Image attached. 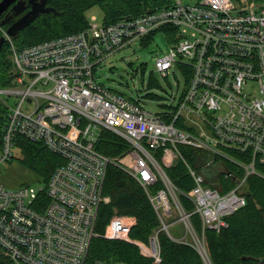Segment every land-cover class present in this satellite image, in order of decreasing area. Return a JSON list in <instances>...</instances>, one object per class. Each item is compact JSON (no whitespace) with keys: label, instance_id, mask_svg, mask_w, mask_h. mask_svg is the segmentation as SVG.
Masks as SVG:
<instances>
[{"label":"built area","instance_id":"2783aa9c","mask_svg":"<svg viewBox=\"0 0 264 264\" xmlns=\"http://www.w3.org/2000/svg\"><path fill=\"white\" fill-rule=\"evenodd\" d=\"M2 31L11 43L13 78L0 87L8 110L0 164L13 158L19 136L44 142L63 162L40 185L0 183V254L13 264H85L93 239L101 235L100 206L110 201L104 187L113 160L95 147L107 128L131 145L119 165L144 187L165 184L151 198L155 207L167 216L179 211L194 239L189 243L205 257V229L226 226V217L246 204L241 190L247 177H264V0H174L116 22L93 17L79 32L24 48ZM158 31L173 45L155 67L164 76L178 67L185 89L175 103L152 112L139 97L99 82L95 72L105 57ZM180 144L204 150L206 166L224 167L227 161L245 170L235 188L221 193L189 166L195 186L187 196L201 215L202 236L165 170L182 156ZM42 194L46 199L40 202ZM135 224V217L115 214L104 236L134 241ZM157 247L156 239L153 254L141 250L159 260Z\"/></svg>","mask_w":264,"mask_h":264},{"label":"trees","instance_id":"16d2710c","mask_svg":"<svg viewBox=\"0 0 264 264\" xmlns=\"http://www.w3.org/2000/svg\"><path fill=\"white\" fill-rule=\"evenodd\" d=\"M173 1L47 0L46 5L54 7L55 11L38 14L29 25L12 37V42L17 48H24L61 35L79 32L88 26L86 13L96 5L101 6L104 11V22L111 23L124 17L138 16L156 8L167 7ZM30 7L27 0H22L20 16ZM17 17L12 8L3 14L1 20L10 19L0 27V36L3 35L2 30H7ZM155 33L143 38L142 43H149ZM10 46L11 43L6 41L0 51V87L10 85L13 78V63L8 58ZM148 84L152 88L157 86L158 82L151 78ZM145 96L150 100L158 95L147 92ZM7 113V107L0 101V148ZM17 145L22 153L21 163L30 169L39 181L48 182L53 171L63 162V158L50 150L44 142L19 136ZM95 147L113 160L108 165L104 187L110 201L100 206L96 231L101 235L93 239L85 264H94L97 260L120 261L125 264H264V177L250 174L241 190L245 195L246 204L226 217V226L220 229L206 228L203 234L201 215L194 212L195 205L187 196L195 186L189 166L203 173L205 184L221 193L235 188L244 177L245 170L227 161L224 162V167L206 166L208 157L204 150L180 144L182 156L177 157L165 170L185 211L191 213L190 219L196 232L204 236V257L191 243L177 240L163 228L161 212L151 198L161 189H165V184L158 180L144 187L136 177L119 165L118 159L131 149L129 141L112 130L102 128ZM162 153L161 149L157 151L158 156ZM231 171L232 175L229 174ZM45 199L43 194L38 197L40 202ZM115 214L136 218V224L130 232L132 240L150 244L151 238L156 237L159 260L144 254L134 241L104 236L107 224ZM0 264L13 263L7 255L0 254Z\"/></svg>","mask_w":264,"mask_h":264},{"label":"rangeland","instance_id":"374dc122","mask_svg":"<svg viewBox=\"0 0 264 264\" xmlns=\"http://www.w3.org/2000/svg\"><path fill=\"white\" fill-rule=\"evenodd\" d=\"M184 1L194 3L196 0ZM86 15L90 22H93V17H96L97 23H102L104 20V11L99 5L90 8ZM142 42L138 40L131 46L116 50L105 57L96 69V79L127 97H139L147 109L160 112L163 104L175 103L178 100L185 89V81L178 67L171 69L168 76H164L155 67L156 58L165 55L173 45L167 39L165 32H156L147 44ZM8 58L13 62L10 52ZM151 78L158 82V85L152 88L148 84ZM147 92L158 96L150 101L145 96ZM21 156L19 147L14 146L13 158L0 164V183L8 188H19L25 184L40 185L41 182L37 180L36 175L21 163ZM161 215L164 222L169 223V233L176 239L194 242L191 234H187L183 221L180 220L179 211H173L170 216L161 211ZM141 245L145 253H154L152 243H141Z\"/></svg>","mask_w":264,"mask_h":264},{"label":"water","instance_id":"95a60500","mask_svg":"<svg viewBox=\"0 0 264 264\" xmlns=\"http://www.w3.org/2000/svg\"><path fill=\"white\" fill-rule=\"evenodd\" d=\"M31 5L30 9L20 16L22 8V0H0V25H4L10 18L2 19L3 13L8 10L10 7L14 10V15L19 16L7 29V34L11 37L18 34L20 29L29 25L38 14L43 12L55 11L54 7L47 6V0H28ZM8 40V37L3 34L0 36V51L3 44ZM151 243L154 249H156V237L151 238Z\"/></svg>","mask_w":264,"mask_h":264},{"label":"flooded vegetation","instance_id":"af4514ba","mask_svg":"<svg viewBox=\"0 0 264 264\" xmlns=\"http://www.w3.org/2000/svg\"><path fill=\"white\" fill-rule=\"evenodd\" d=\"M27 1H28V0H27ZM28 3H29V2H28ZM29 5H30V4H29ZM30 6H31V5H30ZM10 8H11V7H10ZM6 11H7V10H6ZM6 11H5V12H6ZM5 12H4L3 14H5ZM2 16H3V15H2ZM18 17H19V16H18ZM18 17H17V18H18Z\"/></svg>","mask_w":264,"mask_h":264}]
</instances>
